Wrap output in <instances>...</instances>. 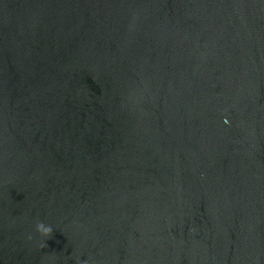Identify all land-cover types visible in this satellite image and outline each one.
I'll return each mask as SVG.
<instances>
[{
  "label": "water",
  "instance_id": "95a60500",
  "mask_svg": "<svg viewBox=\"0 0 264 264\" xmlns=\"http://www.w3.org/2000/svg\"><path fill=\"white\" fill-rule=\"evenodd\" d=\"M78 260L264 264V0H0V264Z\"/></svg>",
  "mask_w": 264,
  "mask_h": 264
},
{
  "label": "clouds",
  "instance_id": "9594fccd",
  "mask_svg": "<svg viewBox=\"0 0 264 264\" xmlns=\"http://www.w3.org/2000/svg\"><path fill=\"white\" fill-rule=\"evenodd\" d=\"M223 123L225 125L229 124L230 121L228 120L227 117H225L223 119ZM36 231L43 237H48V238H51L52 237V234H53V229L50 225H46L45 223L43 222H37L36 223ZM28 239L31 240L32 239V236H28ZM42 248L46 246V241L45 242H42L41 245H40ZM78 264H79V260H78ZM84 264H87V262H84Z\"/></svg>",
  "mask_w": 264,
  "mask_h": 264
}]
</instances>
